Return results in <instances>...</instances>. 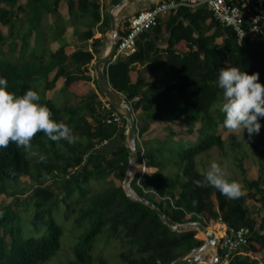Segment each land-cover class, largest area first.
<instances>
[{
	"label": "trees",
	"instance_id": "16d2710c",
	"mask_svg": "<svg viewBox=\"0 0 264 264\" xmlns=\"http://www.w3.org/2000/svg\"><path fill=\"white\" fill-rule=\"evenodd\" d=\"M60 1L0 0V26L7 29L6 35L0 30V76L8 81L7 91L23 95L29 88L41 89L39 103L48 107L50 119L65 122L75 137L69 144L36 133L31 151L43 154L44 162L11 142L0 149V195L12 196L14 201L0 205V264L46 263L60 248L62 227L54 214L61 203L64 218L72 217L84 231L67 260L59 264H109L104 251L110 245L122 264H170L202 245L204 235L197 230L171 231L151 208L131 200L121 185L107 180L110 175L123 180L128 153L125 120L118 112L122 126L106 123L108 111L99 99L103 95L95 77L86 74L105 47L104 34L110 24L105 3L65 0L68 18L64 19L57 10ZM120 1L110 0V4ZM48 14H52L51 21ZM263 22H258L257 37L238 45L232 29L217 22L206 6H178L150 31L137 36L133 53L116 57L103 69L111 88L134 112L140 164L133 171L154 169L150 174H135L132 191L178 224L200 221L206 226L213 221L232 229L249 228L247 244L226 264H264V214L257 223L245 204L248 198L259 205L258 211L264 210V165L259 163L255 179H247L240 158L234 155L241 141L234 135L224 140L218 134L219 127L226 129L218 108L222 90L216 79L221 67L237 66L247 74L258 73L264 86ZM67 27L73 28L80 44H67L63 38ZM52 42L58 44L55 50L50 48ZM160 44L165 45L163 49ZM134 64L145 68L137 70ZM159 70L170 72L172 79L146 80L145 71ZM58 78L63 84L54 90ZM62 94V103L56 105ZM158 121L181 123L188 134H196L197 142L175 139L172 129L162 139H141ZM104 140L106 145L94 148ZM212 149L230 154L236 162L241 175L236 181L241 186L238 198H226L203 180V156ZM22 176L36 184L25 207L14 212L16 195L22 194ZM196 180L204 186L197 187ZM47 181L50 186L45 185ZM99 236L103 241L98 243Z\"/></svg>",
	"mask_w": 264,
	"mask_h": 264
},
{
	"label": "clouds",
	"instance_id": "9594fccd",
	"mask_svg": "<svg viewBox=\"0 0 264 264\" xmlns=\"http://www.w3.org/2000/svg\"><path fill=\"white\" fill-rule=\"evenodd\" d=\"M259 74H247L237 66L221 67L217 73L216 84L222 90L218 105L223 114V127L233 133L246 132L249 139L261 129L260 118H264V86L258 79ZM8 81L0 76V149L14 143L17 148L30 151L39 162L46 157L31 151L32 137L43 132L51 141L61 139L72 144L75 137L65 122L50 119L46 105L39 103L40 96L29 88L23 95L7 91ZM203 180L228 199L241 195V186L228 177L224 168L212 161L202 173ZM197 187L204 186L199 180L193 181Z\"/></svg>",
	"mask_w": 264,
	"mask_h": 264
},
{
	"label": "rangeland",
	"instance_id": "374dc122",
	"mask_svg": "<svg viewBox=\"0 0 264 264\" xmlns=\"http://www.w3.org/2000/svg\"><path fill=\"white\" fill-rule=\"evenodd\" d=\"M105 3L106 7V12H108L111 7L113 6L110 4L109 0H103ZM149 3V0H138L137 3L135 4H126L120 9L115 11V17L117 21L124 19L122 14L124 10L130 9V7H136L137 11H140L144 9ZM122 22V21H121ZM120 22V23H121ZM121 26V25H120ZM109 26L105 30L104 34V39H105V47L102 51V54L106 47L109 44V33H108ZM1 32L3 35H6L7 29L5 28H0ZM94 36L98 37L100 36V33L96 30L94 31ZM65 37V38H64ZM63 38L65 41L69 42L70 44H80L81 42L79 41L78 37L76 35H73V32L71 31H64L63 33ZM31 41H33V37L31 38ZM74 44V45H75ZM101 54V55H102ZM100 55V56H101ZM96 59H94L91 64H90V69L86 73L89 76L95 77V72L93 70V63L95 62ZM51 76V75H50ZM61 85V84H58ZM90 87L95 88L94 84L90 82L89 84ZM41 91V89H40ZM40 91H37V94L41 97ZM50 94V92H48ZM65 97L64 94H62L58 99L55 100L56 105H60L62 103L63 98ZM77 99V98H76ZM76 99L74 103L76 102ZM99 99L102 101H105V98L103 96H100ZM100 100V101H101ZM259 122L261 123V129L258 134H254L251 139L248 138L247 133L244 132L242 133V137L240 136L239 133H233L228 130L222 129V127L218 128V134L220 137L224 140L227 139L229 135H234L237 139L241 141V148L237 151V153H234L235 156L240 158V164L241 167L244 171V175L247 179H255L258 174V168H259V163H262L264 165V118H260ZM168 129H172L173 132L176 134L175 139L181 137L184 140L187 141H192V142H197L196 140V134L193 133H187L186 128L181 124V123H175V124H170V123H164V122H156L150 129L147 134L143 136L141 139H152V138H164L168 132ZM171 130V131H172ZM255 148L258 149V152L255 150ZM203 160L206 166V169L208 168L209 164L212 161L217 162L220 164L222 168L226 171L228 177L232 180L235 181H240L241 175L240 171L236 165V162L234 161L233 157L230 154H221L218 150L212 149L209 153L208 156H203ZM149 171H154V169L149 170ZM138 171H134L133 176L137 174ZM107 180H112L116 185H122V181H118L114 179L111 175L107 178ZM91 182V181H90ZM36 183L31 180L28 176H22L20 178V183H19V188L22 190L19 193L22 192V194H17L16 199L17 202H15L14 205H12V210L14 212H19L21 211L25 205V199L29 198L31 195V191ZM45 185L50 186L51 181H47ZM92 191L93 189L90 188ZM244 195H246V191H243ZM13 197L12 196H5V195H0V205H10L13 204ZM245 204L249 207V209L252 211L251 216L253 219L259 223L260 217L264 214V210H259V205L253 202L252 200L246 198L245 199ZM63 204L61 203L60 208L58 210V214H54V219L55 221L62 227V235L60 237V248L58 251L44 264H59L62 261L67 260L66 256H69V252H72V247L78 242L79 240V234L84 231V228H77L75 226L74 221H72V217L69 219H65L63 213ZM65 211V210H64ZM206 228L209 229L210 231L214 232L216 237L219 238L220 233L219 231L221 230L220 224L217 222L209 221L206 223ZM96 241L102 242L100 240V236L97 237ZM113 242V240H110ZM97 243V244H98ZM96 244V245H97ZM95 245V246H96ZM99 248H103L102 244L99 246ZM107 253L106 258L109 264H122L120 260L117 258L115 255L116 250L113 246H107L106 250L104 251ZM215 255V247H208L206 251H204L201 255V259L204 261H207V264H212L211 260V255ZM214 257V256H213ZM212 257V258H213ZM210 259V260H209Z\"/></svg>",
	"mask_w": 264,
	"mask_h": 264
},
{
	"label": "built area",
	"instance_id": "2783aa9c",
	"mask_svg": "<svg viewBox=\"0 0 264 264\" xmlns=\"http://www.w3.org/2000/svg\"><path fill=\"white\" fill-rule=\"evenodd\" d=\"M198 5L206 6L217 22L222 26L231 28L238 45L245 39L257 37L260 32L258 22L262 19L261 12L264 10V0H152L150 6L132 15L127 20L126 25L120 27L122 34L117 39L114 59L133 53L137 36L150 31L157 25L159 19L174 11L178 6L193 8ZM101 103L102 108L108 111L106 123L122 126L119 113L111 110L110 104L106 100H101ZM106 144L107 141L104 140L94 148L98 149ZM85 158L86 155H84L83 160ZM249 236L250 230L247 227L232 229L225 225L223 234L219 238L216 237L215 255L218 260L216 264H226L233 255L241 253Z\"/></svg>",
	"mask_w": 264,
	"mask_h": 264
},
{
	"label": "water",
	"instance_id": "95a60500",
	"mask_svg": "<svg viewBox=\"0 0 264 264\" xmlns=\"http://www.w3.org/2000/svg\"><path fill=\"white\" fill-rule=\"evenodd\" d=\"M136 0H121L120 2L114 4L111 9L107 12V17L109 20V29L108 33L109 37V44L104 50L103 54L99 56L95 62L93 63V70L95 72V83L98 88V91L103 95L105 100L117 111L122 115V118L125 120V147L128 153V163L126 172L122 181V188L125 192V195L133 201H138L149 208H151L161 219V221L167 225V227L171 231L176 232H185L189 230H197L202 235H204V242L199 247H196L189 251L188 253L184 254L181 257H178L170 264H199L200 257L204 251L208 247H215L216 244V236L212 231H208L206 226L203 225L202 222H185V223H175L172 221L164 212H162L158 207L144 198H140L137 194H135L131 187L130 182L133 178L132 168L134 165H138L139 157L136 150V125L134 120V112L130 108V106L125 102L122 95L118 92L114 91L111 86L109 85L106 77L103 73V69L105 66L110 64L114 60V51L116 49L118 34H119V22L115 17V11L120 9L126 4H130ZM152 2V0H150ZM154 1H162V0H154ZM143 164V163H142ZM217 257L214 255L213 263H217Z\"/></svg>",
	"mask_w": 264,
	"mask_h": 264
},
{
	"label": "crops",
	"instance_id": "0c3cea01",
	"mask_svg": "<svg viewBox=\"0 0 264 264\" xmlns=\"http://www.w3.org/2000/svg\"><path fill=\"white\" fill-rule=\"evenodd\" d=\"M137 1L138 0H136V1L132 2V3L135 4V3H137ZM109 2H110V0H109ZM132 3H130V4H132ZM150 5H151V1L149 0V3H148V5L146 7H148ZM136 7L137 6H134V7H130V9L124 10V12L122 14V16H123L124 19L119 20V26L121 25L123 27L124 25H126L127 20L132 15H134V14H136L138 12L136 10ZM57 10H58V14L61 17H63L64 19H67L68 18V14H67V4H66V1L65 0H61L60 1V3L58 4V9ZM261 13H262V20L264 21V10ZM51 19H52V14H48V21H51ZM2 27L3 26H0V28H2ZM3 28H5V27H3ZM65 31H71L72 32L73 31V28L72 27H67ZM67 44L74 45L75 43L74 44H70L69 42H67ZM75 45H78V44H75ZM57 46H58V44L56 42L50 43V48L52 50H55L57 48ZM159 46H160V49H163L165 45L164 44H160ZM164 60H165L164 53L161 52V61H164ZM133 67H135V69H137V70H141V69H144L145 68V66H141L140 64H134ZM144 75H145V78H146L147 81H167V80H171L172 79V77H171L172 74L170 72L164 71V70H162V71L161 70L155 71L153 73H150L148 71H145L144 72ZM58 84H61V85H58ZM62 84H63V79L62 78H58L56 80V82H55L54 90H59L62 87ZM142 165L145 167L144 164H142ZM147 169H148V171H142V170H137V171L141 175L142 174H150V173L153 172V171H149V170H152V168H147ZM217 223L220 224V226H221V230L219 231V233H220V235H222L223 234V231H224V226L225 225L223 223H219V222H217ZM214 236H215V233H214ZM213 256H214V254L211 255L212 264H214L213 263V258H214ZM200 260H202L201 257H200ZM204 262H205L204 264H207V261L204 260Z\"/></svg>",
	"mask_w": 264,
	"mask_h": 264
},
{
	"label": "bare ground",
	"instance_id": "6f19581e",
	"mask_svg": "<svg viewBox=\"0 0 264 264\" xmlns=\"http://www.w3.org/2000/svg\"><path fill=\"white\" fill-rule=\"evenodd\" d=\"M135 166H136V165L133 166L132 171H133V169L135 168ZM208 231H210V230L208 229ZM212 233H213V232H212Z\"/></svg>",
	"mask_w": 264,
	"mask_h": 264
}]
</instances>
